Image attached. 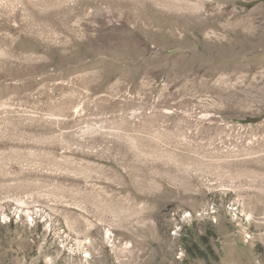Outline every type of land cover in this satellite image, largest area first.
Instances as JSON below:
<instances>
[{
	"label": "rangeland",
	"instance_id": "rangeland-1",
	"mask_svg": "<svg viewBox=\"0 0 264 264\" xmlns=\"http://www.w3.org/2000/svg\"><path fill=\"white\" fill-rule=\"evenodd\" d=\"M0 264H264V0H0Z\"/></svg>",
	"mask_w": 264,
	"mask_h": 264
},
{
	"label": "bare ground",
	"instance_id": "bare-ground-1",
	"mask_svg": "<svg viewBox=\"0 0 264 264\" xmlns=\"http://www.w3.org/2000/svg\"><path fill=\"white\" fill-rule=\"evenodd\" d=\"M15 209L17 210V212H22V213H24V212H26V213H29V211H30V208H29V206H26V205H24V204H22V203H16V207H15ZM81 243V242H80Z\"/></svg>",
	"mask_w": 264,
	"mask_h": 264
}]
</instances>
